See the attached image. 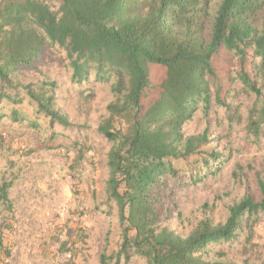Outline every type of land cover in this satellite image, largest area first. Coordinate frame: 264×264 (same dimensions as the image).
<instances>
[{"label": "trees", "instance_id": "trees-1", "mask_svg": "<svg viewBox=\"0 0 264 264\" xmlns=\"http://www.w3.org/2000/svg\"><path fill=\"white\" fill-rule=\"evenodd\" d=\"M58 3L53 9L46 0H0V104H19L23 91L51 124L79 128L56 105L46 83L35 87L20 80L19 68L33 66L48 45L63 51L74 84L88 83L93 75L110 86L112 100L97 130L112 144L106 196L117 207L122 242L110 255L104 251L102 264H131L135 257L146 264H238L223 253L212 254L211 247L236 240L245 228L251 244L254 225L264 214L262 178L260 201L248 194L227 206L224 222L206 216L186 237L160 227L159 189L164 178L177 177L178 160L198 157L192 166L199 170L201 160L215 174L229 159L213 147L209 129L185 136L184 127L200 110L209 115L211 80L218 78L212 60L220 49L233 53L243 67L251 49L264 64V13L261 30L251 21L264 11V0H221L214 16L210 0ZM153 65L166 69V82L146 107ZM240 81L258 98L247 119L258 136L264 127V92L244 69ZM215 101L231 110L218 96ZM240 118L235 113L229 121L241 123ZM241 171L236 165V179ZM12 185L6 177L1 181L0 207L13 213Z\"/></svg>", "mask_w": 264, "mask_h": 264}, {"label": "rangeland", "instance_id": "rangeland-1", "mask_svg": "<svg viewBox=\"0 0 264 264\" xmlns=\"http://www.w3.org/2000/svg\"><path fill=\"white\" fill-rule=\"evenodd\" d=\"M46 1L53 9L59 6L58 0ZM220 2L210 0L212 16ZM263 13L251 19L260 30ZM212 63L218 78L211 80V110L207 118L198 111L185 125L184 135L209 129L213 147L229 159L215 174L201 160L199 170L192 166L198 157L178 160L177 177L164 178L159 189V225L182 237L206 216L224 222L227 206L248 194L257 201L262 198L258 180H264V127L258 136L248 129L249 111L258 98L245 89L240 74L244 69L264 92V64L250 49L243 67L239 58L223 48ZM151 72L146 107L159 97L166 82L164 67L153 65ZM19 76L35 87L46 83L56 105L79 128L51 124L23 91L19 104L7 100L0 104V183L5 177L12 181L14 207L13 213L0 207V264H102L104 251L110 255L122 242L117 207L106 196V162L112 144L97 130L112 100L110 86L97 83L93 75L88 83L74 84L63 51L49 45L33 66L19 68ZM216 96L231 110L216 104ZM235 113L241 123H230ZM236 165L242 167L237 179ZM253 230L251 244L246 242L249 233L245 228L236 240L213 245L211 253H223L238 264L246 260L264 264V214ZM131 264L146 262L135 257Z\"/></svg>", "mask_w": 264, "mask_h": 264}, {"label": "built area", "instance_id": "built-area-1", "mask_svg": "<svg viewBox=\"0 0 264 264\" xmlns=\"http://www.w3.org/2000/svg\"><path fill=\"white\" fill-rule=\"evenodd\" d=\"M68 259H71V254L68 255Z\"/></svg>", "mask_w": 264, "mask_h": 264}]
</instances>
